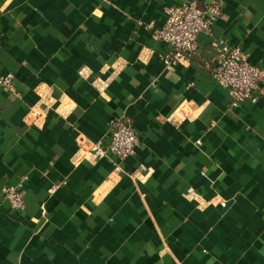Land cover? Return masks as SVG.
Listing matches in <instances>:
<instances>
[{
	"label": "crops",
	"instance_id": "0c3cea01",
	"mask_svg": "<svg viewBox=\"0 0 264 264\" xmlns=\"http://www.w3.org/2000/svg\"><path fill=\"white\" fill-rule=\"evenodd\" d=\"M183 1L0 0V186L24 198L0 193V264H264V79L234 105L213 76L220 39L264 67V0H224L167 64ZM114 117L136 151L97 158Z\"/></svg>",
	"mask_w": 264,
	"mask_h": 264
},
{
	"label": "built area",
	"instance_id": "2783aa9c",
	"mask_svg": "<svg viewBox=\"0 0 264 264\" xmlns=\"http://www.w3.org/2000/svg\"><path fill=\"white\" fill-rule=\"evenodd\" d=\"M224 0H215L206 7H201L198 0H184L180 4L167 5L165 18L160 27L154 28V36L169 43L171 48L163 56L167 64L183 62L196 50L201 33L213 34V23L220 14ZM149 26H154L150 21ZM217 64L213 69L216 81L229 89L232 104L250 97L254 88L264 79V67L252 63L246 51L240 45H230L219 40L216 53ZM12 73L0 72V87L10 89ZM139 137L134 124L121 117L110 121L108 140L85 142L87 151L97 158L115 156L123 160L135 153ZM120 169V162H115ZM0 193L13 208L23 205L21 183L4 184Z\"/></svg>",
	"mask_w": 264,
	"mask_h": 264
}]
</instances>
